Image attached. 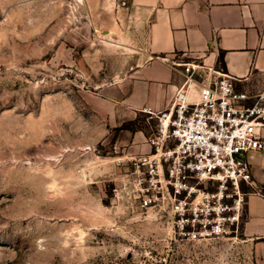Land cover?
<instances>
[{
	"label": "rangeland",
	"instance_id": "rangeland-1",
	"mask_svg": "<svg viewBox=\"0 0 264 264\" xmlns=\"http://www.w3.org/2000/svg\"><path fill=\"white\" fill-rule=\"evenodd\" d=\"M131 11L0 0V264H255L242 234L189 242L166 202L140 206L126 131L156 119L115 102L143 47Z\"/></svg>",
	"mask_w": 264,
	"mask_h": 264
},
{
	"label": "built area",
	"instance_id": "built-area-1",
	"mask_svg": "<svg viewBox=\"0 0 264 264\" xmlns=\"http://www.w3.org/2000/svg\"><path fill=\"white\" fill-rule=\"evenodd\" d=\"M181 66L185 78L170 107L150 112L149 152L131 157L144 173L140 206L166 202L189 242L236 237L250 190L261 193L248 154L264 149V84L237 89L220 65L205 73L191 62Z\"/></svg>",
	"mask_w": 264,
	"mask_h": 264
},
{
	"label": "crops",
	"instance_id": "crops-1",
	"mask_svg": "<svg viewBox=\"0 0 264 264\" xmlns=\"http://www.w3.org/2000/svg\"><path fill=\"white\" fill-rule=\"evenodd\" d=\"M129 2L130 20L136 22L143 47L115 98L123 108L131 112L169 108L185 78L182 62L197 64L204 73L223 66L237 89L255 91L264 84V0ZM126 132L122 156L149 152L143 134ZM253 154L248 158L253 182L256 189H264V149ZM242 241L249 246L254 263L264 264V195L253 188L247 198Z\"/></svg>",
	"mask_w": 264,
	"mask_h": 264
},
{
	"label": "trees",
	"instance_id": "trees-1",
	"mask_svg": "<svg viewBox=\"0 0 264 264\" xmlns=\"http://www.w3.org/2000/svg\"><path fill=\"white\" fill-rule=\"evenodd\" d=\"M221 57H222V54H221ZM223 67V66H222ZM260 190H261V193L264 195V189H261L260 188Z\"/></svg>",
	"mask_w": 264,
	"mask_h": 264
}]
</instances>
